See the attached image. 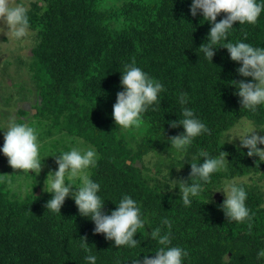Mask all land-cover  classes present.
<instances>
[{"label": "trees", "instance_id": "1", "mask_svg": "<svg viewBox=\"0 0 264 264\" xmlns=\"http://www.w3.org/2000/svg\"><path fill=\"white\" fill-rule=\"evenodd\" d=\"M191 3L30 2L27 14L34 44L20 62L28 81L12 83L17 88L2 103L13 104V94L31 99L28 93L33 92L35 113L18 108L13 120L36 129L42 164L52 170L56 156L65 151L94 150L97 159L87 172L100 185L102 211L110 214L125 195L130 196L140 207L145 226L134 236L140 242L137 247H116L104 234L94 232V222L80 215L70 195L60 213L46 209L53 194L42 187L44 175L26 172L34 181H26L22 186L30 189L20 194V187L13 190L0 173V264H89L88 255L96 257V264H132L135 258L155 256L161 245L150 233L157 227L162 234L171 232V246L188 253L182 264H264V257H258L264 250V191L259 184L264 182V162L249 157L241 144L227 141V133L242 119L264 133V104L255 112L242 108L233 81L251 82V77L239 75L241 64L221 47L225 41L215 46L211 61L205 57L200 46L208 42L211 25L199 10L191 15ZM224 17L219 14L217 22ZM228 41L264 48V11L255 24L234 22ZM133 60L164 90L142 114V123L125 129L115 124L112 106L123 91L124 66ZM181 93L187 94L184 105L179 102ZM185 107L209 131L180 152L171 147L170 138L184 129L170 127V122L183 119ZM201 151L210 157L226 152L227 171L211 174L207 183L190 177V163H203ZM236 178L250 181L236 183L247 193L245 204L251 215L243 223L227 220L221 208L224 199L215 196L226 181ZM180 181L199 182L203 188L199 196L191 197L190 206L183 204ZM72 183L75 187L80 181ZM36 186L41 187L38 195ZM164 218L171 221V229L162 224Z\"/></svg>", "mask_w": 264, "mask_h": 264}, {"label": "clouds", "instance_id": "2", "mask_svg": "<svg viewBox=\"0 0 264 264\" xmlns=\"http://www.w3.org/2000/svg\"><path fill=\"white\" fill-rule=\"evenodd\" d=\"M198 10L202 13L203 19L211 25L208 42L202 44L200 50L211 61L215 55V46L225 41L221 47L227 49L232 61L241 64L237 69L239 75L251 77V82L233 81L234 87L238 89L237 94L241 98L242 108L255 112L258 105L264 104V48L253 47L245 42H230L228 33L234 22L255 24L264 11V4L258 3L257 0H192L191 15L195 17ZM28 11L23 3L0 0V32H5L6 28V34L17 40L27 36L30 27ZM221 13H224L225 17L217 22V16ZM120 84L123 91L116 94L112 118L119 127L125 129L138 127L148 106L158 101L159 93L164 90L163 85L135 66L134 60L124 66ZM179 102L181 105L187 103L186 93L180 94ZM182 116L183 119L170 122V127L182 126L184 129L183 134L170 138L171 147L180 152L186 151L193 138L209 131L203 122L195 118L192 109L185 107ZM256 132L254 129L245 130L239 137L240 144L248 149L249 157L257 156L264 162V148L257 147L258 144L264 145V136L257 135ZM3 140L0 151L8 158L10 167L27 173L29 170L37 174L41 171L43 165L39 154L40 144L34 127L12 120L4 130ZM227 155L226 152H221L219 157H210L207 152L201 151L203 163H190V177L198 178L205 183L210 182L211 174L227 171L228 162L225 159ZM96 159V153L92 149L72 148L56 156L55 163L58 168L55 172H49L46 178L47 192L53 194L46 203V209L60 213L66 197L70 195L80 215L89 217L94 222L95 233L104 234L107 240L114 241L116 247H137L140 242L135 240L134 236L145 226L141 218V209L136 201L125 195L110 214L102 211L104 201L97 194L100 185L93 182L87 172L95 165ZM76 180L80 183L74 187L72 182ZM221 191L225 197L221 208L227 220L237 223L250 221L251 215L245 204L247 193L244 187L238 186L235 182H226ZM179 192L183 204L190 206L191 197L199 196L203 188L199 182L189 184L180 181ZM162 224L171 229V221L167 218L162 220ZM251 229L252 224L249 223L248 234H251ZM150 236L157 240L161 247L155 252L154 257L145 256L142 260L135 258L132 264H182L188 253L182 247L171 246L170 231L162 234L161 228L157 227L151 231ZM81 239L85 251L90 252L85 238ZM258 257H264V250L258 252ZM86 259L89 264H96L94 255H88Z\"/></svg>", "mask_w": 264, "mask_h": 264}, {"label": "rangeland", "instance_id": "3", "mask_svg": "<svg viewBox=\"0 0 264 264\" xmlns=\"http://www.w3.org/2000/svg\"><path fill=\"white\" fill-rule=\"evenodd\" d=\"M32 0H15L16 3H23L27 8L30 5V2ZM7 29L5 28V32H0V126H2V129L0 130V149L3 147V134L4 130L7 128L8 122L12 121L17 115L18 108H23L24 110L34 112L33 103L35 102L36 98L35 95L32 93H28L29 98L25 99H19L17 98L16 94H13V98L11 101H13V104L4 105L2 103V98L5 97L7 94L13 92L17 86H13L12 83L17 84L20 83L25 85L27 79V75L25 73V69L20 64V62H24L28 56L30 55V49L31 46L34 44V31L28 30V35L17 40L12 38L11 36L6 34ZM7 83V84H6ZM31 83H28L29 87ZM33 89V87H31ZM29 92V91H28ZM27 122V120H25ZM247 129H254L257 135L264 136V133H262L257 127H255L250 121L248 120H241L236 126H234L228 133H227V141L229 143L233 144H240L239 137L243 134V132ZM261 148H264L261 147ZM150 158V157H149ZM157 157L150 158V161H156ZM147 162L149 160L147 159ZM152 162L147 163L150 168L153 167ZM43 167L41 171L37 175H44L45 178L43 179L42 187L48 189V183H47V175L49 172H55L58 168V165L52 164L53 169L45 166L42 164ZM163 171L165 172L167 168L164 166L162 167ZM30 171V170H29ZM0 173H2L5 178L7 184L13 189H18L20 187V194H23L25 189H30L29 187H24L22 185L26 184V181H34L32 178L26 175V172H23L22 170L13 169L8 164V158L3 154L2 151H0ZM34 173V172H33ZM14 176V177H12ZM250 182L246 178H236L231 181L226 182H235L238 183L242 180ZM13 180V181H11ZM46 180V181H45ZM225 182V183H226ZM225 183L223 184V188L225 186ZM260 185H262L263 191H264V182H259ZM37 189L41 191L40 186H36V193ZM40 193V192H39ZM215 196L217 198L225 199L224 194L222 191L215 193Z\"/></svg>", "mask_w": 264, "mask_h": 264}, {"label": "water", "instance_id": "4", "mask_svg": "<svg viewBox=\"0 0 264 264\" xmlns=\"http://www.w3.org/2000/svg\"><path fill=\"white\" fill-rule=\"evenodd\" d=\"M36 110L34 109V112H35ZM39 192H40V190L39 189H37V193H36V195H38L39 194ZM219 201H221V200H219Z\"/></svg>", "mask_w": 264, "mask_h": 264}]
</instances>
